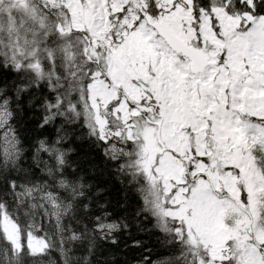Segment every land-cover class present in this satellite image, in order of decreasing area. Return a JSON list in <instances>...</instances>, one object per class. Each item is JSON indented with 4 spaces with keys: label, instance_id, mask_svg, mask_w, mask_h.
I'll list each match as a JSON object with an SVG mask.
<instances>
[{
    "label": "snow or ice",
    "instance_id": "6c2138e0",
    "mask_svg": "<svg viewBox=\"0 0 264 264\" xmlns=\"http://www.w3.org/2000/svg\"><path fill=\"white\" fill-rule=\"evenodd\" d=\"M0 264H264V0H0Z\"/></svg>",
    "mask_w": 264,
    "mask_h": 264
}]
</instances>
